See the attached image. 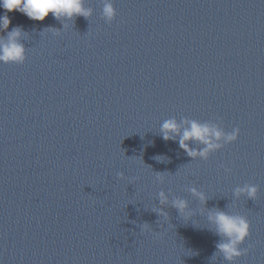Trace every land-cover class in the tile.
Segmentation results:
<instances>
[{
  "label": "water",
  "instance_id": "water-1",
  "mask_svg": "<svg viewBox=\"0 0 264 264\" xmlns=\"http://www.w3.org/2000/svg\"><path fill=\"white\" fill-rule=\"evenodd\" d=\"M106 2L117 9L113 20L103 14ZM208 2L85 0L91 16L74 20L7 13L6 31L27 33V58L0 61V260L126 125Z\"/></svg>",
  "mask_w": 264,
  "mask_h": 264
},
{
  "label": "clouds",
  "instance_id": "clouds-1",
  "mask_svg": "<svg viewBox=\"0 0 264 264\" xmlns=\"http://www.w3.org/2000/svg\"><path fill=\"white\" fill-rule=\"evenodd\" d=\"M85 0H3L2 6L6 10L5 15L0 17V30H8L11 24V17L7 14L12 11H19L27 17L37 21H43L51 13L57 20L68 19L74 20L78 16L88 18L91 16L92 10L84 6ZM103 14L109 20H113L117 15V9L111 2H106L103 6ZM53 32L58 31L55 28L50 29ZM27 35L22 26L12 27L10 31H6V35L0 34V61L4 63L23 64L26 61V46L22 43V38ZM161 130L163 139H174V134H180V126L176 120H166ZM241 129L236 126L232 131L225 132L217 126L210 125L208 122L191 121L190 127L183 130L180 136L179 146L184 149L188 156L195 158L197 155L207 157L210 151L222 147L221 144L213 142L223 138L226 142H235L240 135ZM189 140L199 141L204 145L201 149H193L187 143ZM159 157L158 160H163ZM192 192L198 195L202 200L206 197L204 193L197 192L195 188ZM258 192L256 185H244L235 190V194L239 196L241 193L247 195L250 199H255ZM161 203L167 200L163 192L160 193ZM174 207L181 212L187 207V201L177 199ZM162 211V210H161ZM166 215V214H165ZM216 225V233L223 239L217 243V251L223 254L225 260L234 262L242 255H245L248 248H242L241 245L251 235V221L244 215L232 214L224 210H216L209 216ZM148 227L147 224L144 225ZM215 257V254L213 255Z\"/></svg>",
  "mask_w": 264,
  "mask_h": 264
}]
</instances>
